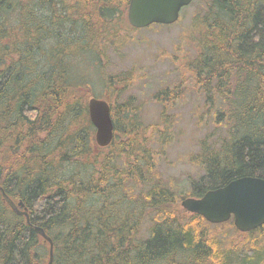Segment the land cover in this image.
<instances>
[{"label": "trees", "instance_id": "16d2710c", "mask_svg": "<svg viewBox=\"0 0 264 264\" xmlns=\"http://www.w3.org/2000/svg\"><path fill=\"white\" fill-rule=\"evenodd\" d=\"M129 3L0 0V186L30 218L0 192V264L49 263L50 244L36 227L53 241L52 264H264L260 240L222 252L202 228L215 224L191 213L184 222L182 195L158 170L175 134L167 112L195 94L205 109L194 116L213 129L189 157L202 171L189 197L264 178V0H208L193 19L201 40L184 60L188 79L154 96L163 107L158 124L141 121L132 97L119 103L134 71L108 75L104 89L116 102L101 99L111 106L115 138L100 148L87 108L96 96L78 66L89 58L102 68L120 22L141 30L128 23Z\"/></svg>", "mask_w": 264, "mask_h": 264}, {"label": "rangeland", "instance_id": "374dc122", "mask_svg": "<svg viewBox=\"0 0 264 264\" xmlns=\"http://www.w3.org/2000/svg\"><path fill=\"white\" fill-rule=\"evenodd\" d=\"M207 3L208 0H193L191 5L181 11L178 22L170 26L155 25L132 30L125 20L124 23L120 22L117 36L113 38L112 46L106 50L100 63L102 68L92 67V59L87 58L78 66L79 75L89 78L86 84L97 98L101 99L107 94L108 99L115 104L116 97L104 89V79L108 75L134 71L133 85L121 94L119 103L132 97L134 106H140L141 121L144 124H158L163 107L154 96L160 89L173 87L181 79H188V74L183 70L184 60L193 58L201 40L200 27L194 26L193 19L196 15L204 14ZM197 106V113H202L205 109L204 98L191 94L169 108L167 113L176 119L173 127L175 134L169 146L159 152L158 158V170L163 184L182 195V198L189 197L192 191L191 181L198 179L202 173L189 162V157L196 153L200 141L213 129L212 120L199 125L197 116H194ZM182 198L178 199L177 214L182 215L184 222H190L192 215L181 206L185 199ZM148 224L146 223L142 236L147 237ZM202 228L206 232L205 239L215 241L222 252L232 251V248L254 239L264 243V234L240 233L236 230L233 219L221 225L210 226L205 223Z\"/></svg>", "mask_w": 264, "mask_h": 264}, {"label": "water", "instance_id": "95a60500", "mask_svg": "<svg viewBox=\"0 0 264 264\" xmlns=\"http://www.w3.org/2000/svg\"><path fill=\"white\" fill-rule=\"evenodd\" d=\"M193 0H130L127 20L135 29L152 25H173L180 19L181 11ZM89 119L95 128V142L98 147H108L115 138V123L111 106L105 99L93 97L88 105ZM0 192L9 206L30 223L29 213L22 201L14 203L4 189ZM181 206L191 214L202 216L211 224H224L233 219L235 228L249 233L264 226V178L246 176L231 181L224 187L208 191L201 198L189 197ZM36 231L50 244V260L54 259L52 239L41 227Z\"/></svg>", "mask_w": 264, "mask_h": 264}, {"label": "flooded vegetation", "instance_id": "af4514ba", "mask_svg": "<svg viewBox=\"0 0 264 264\" xmlns=\"http://www.w3.org/2000/svg\"><path fill=\"white\" fill-rule=\"evenodd\" d=\"M215 225H219V224H215ZM241 233V232H240Z\"/></svg>", "mask_w": 264, "mask_h": 264}]
</instances>
